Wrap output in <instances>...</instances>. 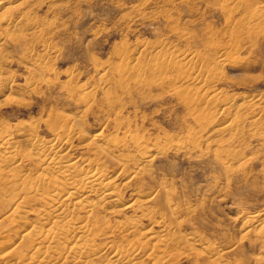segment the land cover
Masks as SVG:
<instances>
[{
  "label": "rangeland",
  "instance_id": "1",
  "mask_svg": "<svg viewBox=\"0 0 264 264\" xmlns=\"http://www.w3.org/2000/svg\"><path fill=\"white\" fill-rule=\"evenodd\" d=\"M184 53L190 65L173 58ZM0 77L10 87L0 95V133L13 137L20 160L2 168L11 180L36 176V139L80 168L100 159L125 206L151 198L144 211L97 202L114 231L120 221H142L128 235L132 244L164 224L173 241L167 264H260L264 0H0ZM205 82L216 103L200 93ZM250 116L260 119L256 131L239 121ZM66 125L75 136L68 146L53 140ZM99 132L112 143L93 141ZM9 189L0 185V204L14 197ZM254 215L260 222L252 225ZM36 220L27 217L29 225ZM192 234L195 245L184 242ZM123 236L113 241L122 245Z\"/></svg>",
  "mask_w": 264,
  "mask_h": 264
},
{
  "label": "bare ground",
  "instance_id": "2",
  "mask_svg": "<svg viewBox=\"0 0 264 264\" xmlns=\"http://www.w3.org/2000/svg\"><path fill=\"white\" fill-rule=\"evenodd\" d=\"M173 58L177 59L180 63L186 62L185 66L190 65L193 60V58H191V56L187 55L186 53L178 54ZM224 61L226 60L223 58V56H221L218 64H224ZM5 82L4 79L0 77V95L4 94L9 87H7V84ZM101 82L107 84L105 78H102ZM4 83L6 84V86ZM209 86L210 82H205L200 89V93H202V95L207 98L206 100H209L212 103H216L217 96L214 95L216 92L213 94L211 92L212 89ZM84 95L86 97L84 101L88 99L89 102L90 99L93 98L92 96H94L88 92L87 95L86 93ZM260 99L258 97V100H256L252 105H258L257 103H259L261 100L263 101V99ZM250 101L252 100L250 99ZM89 102L87 101L86 103ZM225 106L228 107L229 104L228 106L227 104ZM225 106L223 107L225 108L223 109V113H226L228 111V108H226ZM250 117H245L239 121H242L241 123L243 124L246 123L245 125H248L250 128L258 127L260 124V119ZM239 123L240 122H238V124ZM4 125L5 124L1 125V127ZM67 125L65 128H63L65 125L61 128V132L57 133L55 135L56 138L54 137L53 140L56 139V142H60L62 145L68 146L71 145V141L75 136H73L74 130ZM23 126L24 125H22V127ZM240 126L234 124V131H238L239 133H241L240 131H242V128H239ZM252 130L254 131V129ZM256 130L257 128L255 129V131ZM4 132L5 131L3 129V133H0V185L1 187L4 186L6 190H8V188L14 189V191L16 190V193L14 197H10L11 200H7L8 202H5L6 204H0V264L168 263L167 251L171 246L170 244H173V241L172 239H170L171 237L169 238L165 234L169 229L165 230L164 224V227H160V231H156L152 227L143 230V232L141 231V233L139 234L141 239H139L136 244H132V241L128 240L130 237L128 235L138 232L139 228L142 226V221L139 218H136L134 220L129 219L131 221L128 220V222L120 221L118 222L117 227L122 230V233H124V236L122 237V243L124 244L119 243L122 245H118L116 244L117 242L113 241V239H115V236L118 232L120 233V230H118V232L114 231L115 229L113 228H116V226H114L113 228L110 227L111 225L109 226V224L111 223H109L110 221L108 219L107 220L109 222L103 223L105 216H100L101 205L97 204L98 201L105 199L109 203L115 204L118 211H125L127 209L136 208L144 211V204H146V202H149V199L151 198L147 197L146 199H144L145 201H142L143 197L141 199L137 198V200L132 204H130L129 206H125L123 203V195H121L118 187H116V185L114 184V179L112 178L111 174L105 171L102 167L101 162H99L100 159L98 160L93 158L92 160H89L90 158L88 157L89 159L87 158L88 160H86L85 162L86 165L83 168H80L76 162L69 161L70 159L68 160L66 157L60 156L59 151H55V148H53V146H44L42 145L43 143H41L38 139H36L35 142L31 141L34 143H32L31 146L29 145L32 152L36 151L40 155V158L38 160V167H40V169L38 168L39 171H37L36 176L30 178L26 177V175H22L23 177L21 178L17 176L18 178L15 177L14 180H11L8 174L6 175L5 170H2V168H6L8 169V171H12L19 166L18 163L20 162V160L16 154V149L14 150V148H12L13 137L9 135L10 133ZM32 138L34 139L35 137ZM110 139L112 140V138ZM113 139L115 140V138ZM92 140H104L105 143H108L107 146L112 143V141L106 139L100 132L94 134ZM53 142L54 141H52V143ZM114 144L116 143L114 142ZM90 146H93V144ZM100 146H103V144ZM140 147L139 149H141ZM105 148H103V151ZM93 150L94 148L92 149V151ZM10 167L13 168L10 169ZM132 178L130 180H132ZM130 182L131 181L126 182L125 185H129L128 183ZM32 204L40 205V208H34V210H30L29 207ZM150 213L151 212L149 211L147 212L149 216L151 215ZM147 214L142 216H147ZM30 215H35L37 222L34 221V223H31L29 225L30 222L27 221V217H29ZM259 217L260 216L258 215L252 216L250 219V224H258L260 222ZM7 221L10 225L8 224V228L2 230L4 223ZM262 224L263 223L259 225ZM20 229H23V233L21 234L19 232ZM261 229H263L264 231V228ZM125 232L126 234H128L126 235ZM193 235L194 234L190 236L187 235L188 238L183 241L192 243L194 245L197 244V241H199V239H197V237ZM104 239L112 240L107 243L104 242L103 244H106L102 248L101 246H99L101 242L99 245L98 242ZM133 239L135 241L134 236ZM119 242L121 241L119 240ZM175 242L177 244L179 243V245L181 244L178 239H176L174 243ZM108 250L111 251L110 255L105 257V254ZM142 251H147L144 259L138 257ZM171 253L173 252L171 251ZM259 261L260 264H264V257L260 258L258 262Z\"/></svg>",
  "mask_w": 264,
  "mask_h": 264
}]
</instances>
